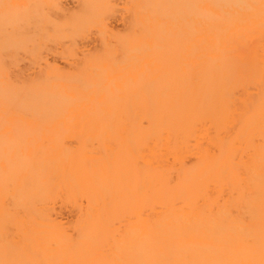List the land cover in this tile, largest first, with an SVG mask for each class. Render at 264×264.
I'll return each instance as SVG.
<instances>
[{
    "label": "bare ground",
    "instance_id": "6f19581e",
    "mask_svg": "<svg viewBox=\"0 0 264 264\" xmlns=\"http://www.w3.org/2000/svg\"><path fill=\"white\" fill-rule=\"evenodd\" d=\"M0 264H264V0H0Z\"/></svg>",
    "mask_w": 264,
    "mask_h": 264
},
{
    "label": "rangeland",
    "instance_id": "374dc122",
    "mask_svg": "<svg viewBox=\"0 0 264 264\" xmlns=\"http://www.w3.org/2000/svg\"><path fill=\"white\" fill-rule=\"evenodd\" d=\"M119 24H120V22L119 21L118 22L116 21L115 25L120 26L121 24L120 25Z\"/></svg>",
    "mask_w": 264,
    "mask_h": 264
}]
</instances>
